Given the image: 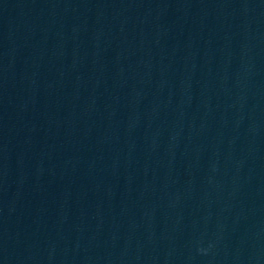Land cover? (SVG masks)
Wrapping results in <instances>:
<instances>
[{
    "label": "water",
    "instance_id": "1",
    "mask_svg": "<svg viewBox=\"0 0 264 264\" xmlns=\"http://www.w3.org/2000/svg\"><path fill=\"white\" fill-rule=\"evenodd\" d=\"M0 264H264V0H0Z\"/></svg>",
    "mask_w": 264,
    "mask_h": 264
}]
</instances>
